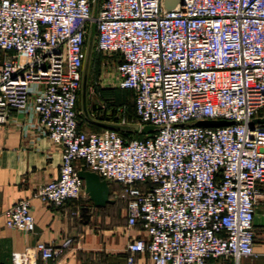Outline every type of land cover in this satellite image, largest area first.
I'll list each match as a JSON object with an SVG mask.
<instances>
[{
  "label": "built area",
  "instance_id": "built-area-1",
  "mask_svg": "<svg viewBox=\"0 0 264 264\" xmlns=\"http://www.w3.org/2000/svg\"><path fill=\"white\" fill-rule=\"evenodd\" d=\"M94 0H0V128L11 112L61 148L59 178L34 195L61 208L81 198L82 167L120 185L127 247L153 264H209L254 256L264 184V0H101L95 52L117 56L118 87L134 94L131 139L80 129L77 101ZM204 121L236 122L219 128ZM125 125V123H123ZM5 226L36 229L31 200ZM73 245L39 242L12 264H55Z\"/></svg>",
  "mask_w": 264,
  "mask_h": 264
},
{
  "label": "crops",
  "instance_id": "crops-1",
  "mask_svg": "<svg viewBox=\"0 0 264 264\" xmlns=\"http://www.w3.org/2000/svg\"><path fill=\"white\" fill-rule=\"evenodd\" d=\"M31 122L11 112L8 124L0 128V264H12L13 253L34 250L39 242L58 245L67 239L73 245L55 264H128V244L141 237L143 230L129 228L126 211L120 212L115 202L98 214L84 201L55 208L34 198L41 187L59 178L61 148L39 136ZM116 187L121 190L120 185ZM258 187L262 196L254 219V256L239 264H264V184ZM22 200H31L35 217L36 229L30 235L5 226V212ZM133 264L153 263L147 255L138 254ZM209 264L235 262L219 259Z\"/></svg>",
  "mask_w": 264,
  "mask_h": 264
},
{
  "label": "rangeland",
  "instance_id": "rangeland-1",
  "mask_svg": "<svg viewBox=\"0 0 264 264\" xmlns=\"http://www.w3.org/2000/svg\"><path fill=\"white\" fill-rule=\"evenodd\" d=\"M174 0H167V7H174ZM94 73L90 81L89 92L87 96V107L90 117L94 120L104 118L110 119L116 124L132 125L134 105V94L130 91L120 90L118 87L117 67L119 60L117 56L112 54H98L95 52ZM4 55L0 51V64L4 60ZM93 59V58H92ZM92 64V63H91ZM81 98V95H80ZM82 103L80 100L79 108L81 110ZM82 112V111H79ZM80 128L82 131L91 132L95 129L91 128L86 122L83 113H80ZM111 200L117 204L120 212H125V204L117 198L118 189L116 185H111ZM80 201L89 204L95 213H102L105 209H98L93 206L86 195L85 190Z\"/></svg>",
  "mask_w": 264,
  "mask_h": 264
},
{
  "label": "water",
  "instance_id": "water-1",
  "mask_svg": "<svg viewBox=\"0 0 264 264\" xmlns=\"http://www.w3.org/2000/svg\"><path fill=\"white\" fill-rule=\"evenodd\" d=\"M167 0H165L166 6ZM174 7H176L179 3V0H174ZM101 0L93 1V12L92 19L89 25V34L86 43V53H85V61L83 67V76H82V85H81V103H82V113L86 120L94 126L101 127L105 130H111L115 132H122L128 134H136V135H149L156 132L159 128L154 126H133V125H124V124H116L94 120L90 117L88 107H87V92H88V84H89V76L91 70V63L95 49V41H96V33H97V19L99 15ZM174 7H167L168 9ZM254 123L264 124V118H258L253 120ZM236 122H227V121H204L198 122L194 124L196 127L203 128H219V127H228L232 125H236ZM79 177L85 183V193L89 197V200L93 203L95 208L101 209L105 208L107 205L114 203L111 200V189L109 184L106 181L100 179V177L93 172H89L82 167L78 172Z\"/></svg>",
  "mask_w": 264,
  "mask_h": 264
},
{
  "label": "trees",
  "instance_id": "trees-1",
  "mask_svg": "<svg viewBox=\"0 0 264 264\" xmlns=\"http://www.w3.org/2000/svg\"><path fill=\"white\" fill-rule=\"evenodd\" d=\"M95 53L93 54V59H92V64H91V70H90V76H89V84H88V90H89V87H90V81H91V78L93 76V73H94V61H95ZM89 92V91H88ZM88 92H87V96H88ZM131 92V91H130ZM80 95H81V92L79 94V99L77 101V109L79 111H82V107H81V110L79 108V103H80ZM133 112L135 113V117H133V121L131 122H136V109H135V103L133 105ZM81 117V116H80ZM79 117V119H80ZM80 121V120H79ZM100 121H106V122H109V123H116V122H112L110 119L108 118H104V119H100ZM85 122L93 129H95V131H91V132H88V133H96V134H101L102 132L105 131V129L101 128V127H98V126H94V125H91L86 119H85ZM81 129V128H80ZM119 133V132H118ZM121 136H124L125 138H131V139H142L143 136L141 135H136V134H128V133H122L120 132L119 133Z\"/></svg>",
  "mask_w": 264,
  "mask_h": 264
}]
</instances>
